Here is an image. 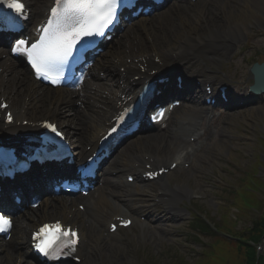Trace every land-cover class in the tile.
<instances>
[{
  "label": "bare ground",
  "instance_id": "obj_1",
  "mask_svg": "<svg viewBox=\"0 0 264 264\" xmlns=\"http://www.w3.org/2000/svg\"><path fill=\"white\" fill-rule=\"evenodd\" d=\"M24 1L27 3L28 7H31V9L33 8V17L36 20L35 26H37L45 17L46 10L51 0ZM180 1L184 4L169 8L164 14L155 17V20L149 21L148 24L142 23L136 26L130 33L126 34L123 39L107 45L104 55L99 57L96 70L88 75L92 78L91 81L96 83V86L99 84L98 89L92 88L90 92L82 91L80 93L66 91L49 93L35 87L32 83L30 74L18 68L20 71L17 72H21V74L17 75L13 83L10 82L12 87L9 88V90L6 88L5 92H3V95L6 96L12 95L14 91L13 95L16 98H19L17 94L23 95L21 97L23 99L21 106L18 107L17 105L13 110L18 122L20 124L24 121L30 122L32 123L31 127L37 126L43 119V121L49 119L52 122H56L60 118L59 112L61 111V104H68L76 99L77 104L83 109L84 115H82L81 121L79 120L78 122L80 126L76 129L75 134L68 129H66V131L70 136H73L75 146L76 144L81 145L80 149L78 148L79 158L81 159V156H87L89 154L86 150L87 147L93 149L96 146L98 139L102 136L106 126L109 124V120L116 118L119 113L129 107V105L134 102L139 92H141L139 86L132 84L128 78L142 75L144 78L149 79L150 77L147 74L148 71L160 70L162 72H167V70L175 64H183L185 65L184 68L187 70L194 68L197 71V75L202 76V69H207V67L203 64H198V62L201 61L199 55L209 48H213L214 51H217L218 47L221 49L222 54L233 52V41L239 40L238 33L250 23L246 20L248 16L243 10H246L249 14L253 12L259 14L261 13V4L264 5V0H242V3L237 7L236 5L239 3L232 4L234 0L231 2H225V0H210L194 7L185 0ZM214 2L217 4L220 3V5L210 6V4ZM143 34L145 35L144 38ZM227 37H232L231 42L227 41ZM138 38H140L139 42L137 41ZM128 42H132V44L129 45ZM193 51H197L195 53L197 54L195 57L198 60L197 63L187 57L189 53ZM123 57L126 59L130 58L132 60L131 64L128 65L125 61L126 59ZM141 63L147 69V72L144 74H139L137 71V66ZM0 68L2 71L6 70L4 63L0 64ZM120 68H125V75L120 71ZM98 70L112 76L115 82L112 83L111 79L109 80L111 82L110 85H105L104 82H100L101 77L97 74ZM15 72L16 71H12L10 73L13 74ZM174 72L175 70L167 73L173 75ZM152 79L151 77L150 80ZM167 95L166 93L163 97ZM25 98L26 100L24 101ZM27 106L30 108L32 106L37 112L30 115L29 112H26ZM199 113L202 114V112ZM251 114L250 112L243 113V115L246 116ZM196 116V112L185 110L176 115V117L172 119L171 124L176 128L180 127L178 129L179 131L181 130L185 133L192 132L195 136H198L199 132L196 130L198 126V124H196L197 121L191 122V120H193L192 117ZM179 122L182 125H179ZM31 127L28 125L25 127L18 126L16 132L21 134L27 133L31 130ZM1 129L2 126L0 125V131H2ZM163 141L164 140L161 139L158 140L160 143H163ZM193 147L194 146L191 145L188 148ZM146 149L147 147L142 143H134L130 147L124 148L121 158H116L112 162V164L114 163V168L111 171L119 172L118 179H122L124 175H127V172L133 171L130 165H126L128 157L143 153L140 151H145ZM186 150L187 147L180 149L173 157H177V160L181 161L183 159V153ZM168 155L167 158H170L172 154L169 153ZM163 182L166 183V180H163L162 183ZM114 186V183L109 182L106 184L104 191H100L95 197L84 200L85 211H87L86 216L76 211L73 214L70 212L67 213L66 210L74 206V202L72 203L73 205H68V203L60 204L58 206L60 212H56V215L62 216L63 219L67 220L71 225H79L87 239L91 235V228L94 224L90 216H96L101 207L105 206L107 203L110 194L116 196V203H120L125 196L126 192L119 195V187L118 190H113ZM166 189L163 191L167 192ZM168 199H170L173 204L174 198L168 197ZM51 202L52 201L47 202L42 211L29 216L21 224L20 232L15 233L14 242L17 243V248L20 253L13 255V251L11 250V261H13V257H20L19 262L24 261V259L26 260L28 257V249L26 247L25 235H28L29 231L34 228L39 220H43V218L51 215V211H54V203ZM112 208L118 209L116 206H112ZM127 208L130 209L129 206H127ZM119 211L121 212V210ZM52 214L55 215V212ZM70 214L71 216H69ZM84 219L86 222H84ZM88 248L89 247H86L82 250L88 251ZM103 255L107 257L110 256L108 251L101 254V256ZM113 262L116 263L115 261ZM13 263L14 261L12 264Z\"/></svg>",
  "mask_w": 264,
  "mask_h": 264
},
{
  "label": "rangeland",
  "instance_id": "obj_2",
  "mask_svg": "<svg viewBox=\"0 0 264 264\" xmlns=\"http://www.w3.org/2000/svg\"><path fill=\"white\" fill-rule=\"evenodd\" d=\"M238 1L239 4L236 5V7L242 3V0ZM260 7L262 8H260L261 13L259 14H256L257 12L249 14V12L243 10L248 16L246 20L250 23L252 22L245 28L248 37V32H254V27H257L255 25L256 23L253 24L254 21H257L256 19L260 20L259 23L262 24V29H264V5L261 4ZM243 40L245 41V37H243ZM255 44L258 47L254 48L252 52H249L246 55V59H244L243 55L236 54L232 56L233 58L228 56L229 58L226 57L227 59L218 60L216 66L212 69L215 76H217L216 81H225L233 85L234 93H237L236 91L245 90L250 83L247 75L250 64L254 60H258V58L260 60L264 59V55H258L259 49H262L264 53V41H255ZM248 56H250L249 62L247 61ZM239 87H243V90ZM259 107L260 109L258 111L251 112L252 114L247 117L239 114L224 118L223 122H226L223 126L224 132H229L230 135L234 136L237 134L240 135L241 141H235L236 144H233L226 138L215 139L209 144L210 146L208 145L205 147L203 159L199 160L198 158L195 163V165L203 168V171L199 170L202 179L198 187L201 190L200 195L207 198H205L204 201H198L197 204H192V206L189 207V214L192 217L195 212H200L222 226V222H229L230 219L234 218L233 214H236L237 210L241 209L242 213L240 212L238 222L236 225H232L231 231H227L222 227L228 234L236 235V233L239 232V234L242 233L241 235H244V232H246L245 228L247 226V228H250V226H252V221H255L264 209V188L261 189L260 192L258 191L257 196L261 198V203L259 204L260 208L258 210L242 209L237 191V189L245 187L247 183H244V180L256 172L257 175L264 180V153L260 149V143L258 141L261 135L264 140V101L260 103ZM189 108L193 107L190 106ZM203 121L205 122V119H203ZM70 123L73 125L74 121ZM201 123L203 124V122ZM262 145L264 147V144ZM259 164L260 167L258 166ZM191 171L194 172V170ZM179 177L184 178L185 181L187 178H190V173L183 175L179 174ZM193 177L194 175L192 174V180ZM247 193L250 192L246 191L241 194L244 196L243 202L249 203L251 198L257 199L256 195ZM244 206L246 207V204H244ZM252 206L254 205L252 204ZM190 221V219L185 220L184 230H181V237L179 239L177 238V234L175 239L163 237L162 243L159 245H151L152 249L150 254L143 251L139 252L141 257H145L142 263L209 264L208 258L211 259L213 257V261L217 262L214 251L216 249L217 251L226 249L227 246L224 243H228L231 248L235 247L232 245L234 243L229 241L226 242L225 239L229 240V238L211 234L203 237L199 233L193 232L190 227ZM150 244H152V242ZM262 246L263 249L260 254L264 256V237L262 239ZM144 247L148 248L150 245L146 243ZM230 250L232 252L227 255L228 260L235 261L236 259L231 257L235 252H233V249ZM117 258L118 256L114 255L112 259L118 262L119 260ZM243 260L244 258H240L237 262L240 261L242 263ZM122 263L138 264L134 259L122 260Z\"/></svg>",
  "mask_w": 264,
  "mask_h": 264
},
{
  "label": "snow or ice",
  "instance_id": "obj_3",
  "mask_svg": "<svg viewBox=\"0 0 264 264\" xmlns=\"http://www.w3.org/2000/svg\"><path fill=\"white\" fill-rule=\"evenodd\" d=\"M0 3H6L17 13H22L24 9L22 0H0ZM118 3L119 0H55V6L50 10L51 17L39 41L31 44L29 48L25 47L26 41L19 40L16 50L27 54L39 75L49 77L52 71L65 62L82 36L103 34V29L113 21ZM48 127L57 132L54 126ZM10 226L11 221L4 214H0V232L6 231ZM48 227L44 226L40 232H46ZM55 227L59 230L60 225ZM51 243L41 242L37 247L48 256Z\"/></svg>",
  "mask_w": 264,
  "mask_h": 264
},
{
  "label": "trees",
  "instance_id": "obj_4",
  "mask_svg": "<svg viewBox=\"0 0 264 264\" xmlns=\"http://www.w3.org/2000/svg\"><path fill=\"white\" fill-rule=\"evenodd\" d=\"M224 226L227 229H231V228H229L231 225H229L228 223H225ZM262 236H263V233L260 232L259 230H256L255 234L250 238L249 241H251L253 243L259 242L261 240ZM233 245L235 247L231 248V246L229 244H226L227 247L224 250L225 256H227L230 252H232L230 249H233L234 250L233 252H235V254H233L231 257H234L236 259L235 260L236 262L240 258H244V260H243L244 264H264L263 259H258L256 257L255 249L252 246H250L249 243L238 242V243H234Z\"/></svg>",
  "mask_w": 264,
  "mask_h": 264
},
{
  "label": "water",
  "instance_id": "obj_5",
  "mask_svg": "<svg viewBox=\"0 0 264 264\" xmlns=\"http://www.w3.org/2000/svg\"><path fill=\"white\" fill-rule=\"evenodd\" d=\"M264 70V67L263 68H261V71H263ZM256 75H258V74H256Z\"/></svg>",
  "mask_w": 264,
  "mask_h": 264
}]
</instances>
